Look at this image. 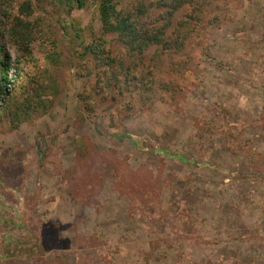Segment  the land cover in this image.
<instances>
[{"label": "rangeland", "instance_id": "374dc122", "mask_svg": "<svg viewBox=\"0 0 264 264\" xmlns=\"http://www.w3.org/2000/svg\"><path fill=\"white\" fill-rule=\"evenodd\" d=\"M166 2L0 0V264H264V0Z\"/></svg>", "mask_w": 264, "mask_h": 264}, {"label": "trees", "instance_id": "16d2710c", "mask_svg": "<svg viewBox=\"0 0 264 264\" xmlns=\"http://www.w3.org/2000/svg\"><path fill=\"white\" fill-rule=\"evenodd\" d=\"M83 0H64L63 6H66L67 9H71L72 7L81 6ZM123 1V2H122ZM134 2L137 0H133ZM142 0H139L141 2ZM166 4L168 5L169 9L172 11H176L182 8L185 5H188L191 10L190 13L186 15L187 19L182 23L183 26L189 25L190 22L198 23L199 14L204 13L205 7L207 5L204 3V0H166ZM97 12L99 14V19L102 24L103 32L107 33H116L118 39L124 43L129 49L136 50L138 49L141 52L146 46L150 44H167L170 46L171 42L165 41L163 39V31L159 29H155L156 27H147L142 25L138 21V18H134L129 13H125L123 9L128 4H123L125 0H97ZM144 4V1H143ZM62 6V4H60ZM120 6V8H119ZM155 29V30H154ZM185 40V37H181ZM106 40L101 39L100 42H89L87 45L84 46L85 53L92 54L96 59L99 60L101 64L107 62L108 70H110V77L111 75L115 74V60L113 57L109 58L104 57V50L101 45H103ZM183 42L178 43L175 40L173 46H181ZM102 68V67H100ZM9 69V59L8 55L5 58L0 59V81L6 82V72ZM108 74V73H107ZM108 76V75H107ZM101 78V77H100ZM105 80V74L102 76L101 82ZM12 94L9 92H5V98L11 96ZM8 107V106H7ZM9 108V107H8ZM24 107V117L28 115V111L25 110Z\"/></svg>", "mask_w": 264, "mask_h": 264}]
</instances>
